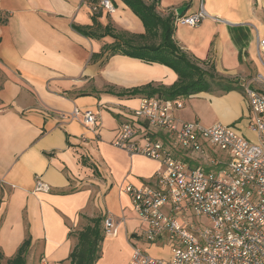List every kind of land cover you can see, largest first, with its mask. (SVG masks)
<instances>
[{
	"label": "crops",
	"instance_id": "crops-1",
	"mask_svg": "<svg viewBox=\"0 0 264 264\" xmlns=\"http://www.w3.org/2000/svg\"><path fill=\"white\" fill-rule=\"evenodd\" d=\"M111 1L113 12L94 11L100 0H0V248L5 262L30 237L26 264H71L76 232L89 217L119 222L117 235H105L102 245L126 242L122 264L131 259L132 241L143 238L125 187L154 184L161 162L130 155L113 142L124 122L146 128L134 111L147 94L131 90L170 87L178 74L166 64L113 52L116 43L128 48L151 41L139 37L146 29L131 8L123 0ZM201 1L160 0L158 12L175 22L197 12ZM204 7L208 16L198 26L174 23V39L199 65L236 87L225 92L213 85L183 96L184 107L175 114L207 126L241 118L250 123L244 88L257 87L254 78L264 75V55L258 54L264 0H204ZM75 107L97 113L95 129L62 117ZM153 133L170 142L165 132ZM38 180L47 190H36Z\"/></svg>",
	"mask_w": 264,
	"mask_h": 264
},
{
	"label": "built area",
	"instance_id": "built-area-1",
	"mask_svg": "<svg viewBox=\"0 0 264 264\" xmlns=\"http://www.w3.org/2000/svg\"><path fill=\"white\" fill-rule=\"evenodd\" d=\"M100 7L115 11L111 0H100L93 10ZM207 16L202 0L197 12L180 15L174 23L196 27ZM258 54L264 55V37L258 39ZM253 81L257 87L247 85L244 92L256 141L234 125L179 119L175 113L184 107L183 96H144L134 115L145 122V130L132 121L121 125L115 146L161 162L154 184L125 187L143 235L152 242H175L168 261L134 244L127 264H264V75L257 74ZM62 117L93 129L98 120L95 111L78 107ZM153 130L165 132L170 142ZM208 145L227 152L228 158L210 157ZM191 154L208 158V166L195 162ZM36 190H47V184L38 180ZM191 214L207 220L196 223ZM118 227L119 222L105 219L106 235H117Z\"/></svg>",
	"mask_w": 264,
	"mask_h": 264
},
{
	"label": "trees",
	"instance_id": "trees-1",
	"mask_svg": "<svg viewBox=\"0 0 264 264\" xmlns=\"http://www.w3.org/2000/svg\"><path fill=\"white\" fill-rule=\"evenodd\" d=\"M131 10L142 20L146 33L140 35L146 42L122 47L120 43L113 46V52L123 51L133 57L151 62H160L173 68L178 74V80L170 87H154L146 85L131 90L132 93H146L147 96L158 94L164 98L189 96L202 91H210L213 85L221 91H230L236 86L216 73H208L194 63V59L183 51L174 39L175 25L173 16L163 17L158 12L160 0H123ZM160 39L158 44L152 42ZM194 61H192V60ZM196 62V61H195ZM89 223L76 232L77 243L70 253L71 264H96L100 258L102 242L105 238L103 221L105 217H89ZM31 246L27 237L19 247L15 256L7 259L6 264H26V256ZM5 255L0 248V264Z\"/></svg>",
	"mask_w": 264,
	"mask_h": 264
},
{
	"label": "rangeland",
	"instance_id": "rangeland-1",
	"mask_svg": "<svg viewBox=\"0 0 264 264\" xmlns=\"http://www.w3.org/2000/svg\"><path fill=\"white\" fill-rule=\"evenodd\" d=\"M147 1L150 2V0H147ZM152 42H154L155 44H158L160 42V39L159 38L154 39ZM194 63L198 65L201 69L207 71L208 73H213V74L215 73L211 67L201 66L195 61ZM231 125H234L237 131L241 133L242 135H245L252 141H256V135L250 129H248L249 121L247 120V118H241L237 122L231 123ZM208 148H210V151H208V154L210 157H217V158L223 157L221 158L223 160L225 158L226 159L228 158L227 152L222 151L219 148L212 146V145H208ZM190 156L193 158V160L195 157L196 159L195 162L197 161V163H201L203 164V166H208V164H206L207 160L209 161L208 158L198 159L196 155H192V154ZM191 215L193 216L194 221L196 223H199L200 221L206 222L207 220L205 217H202V216L197 217V216H194L193 214ZM88 223H89L88 219L84 220L83 224L81 225V229ZM103 225H104V222H103ZM132 242L140 246L146 253L150 254L151 256L155 258H161L166 261L171 259L172 246L175 245V242L170 241V240L152 242V241H149L144 235H143V238H140V240H135ZM132 253H133V246H132ZM127 254H128V244L124 242L122 239H118V241L111 242V243H109L106 240V242H104V244L102 245L101 252H100V258L98 259L97 264H122L124 260L127 258L128 256ZM3 264H6L5 260L3 261Z\"/></svg>",
	"mask_w": 264,
	"mask_h": 264
},
{
	"label": "water",
	"instance_id": "water-1",
	"mask_svg": "<svg viewBox=\"0 0 264 264\" xmlns=\"http://www.w3.org/2000/svg\"><path fill=\"white\" fill-rule=\"evenodd\" d=\"M184 10V7H181L180 9L177 10L178 14H181V12Z\"/></svg>",
	"mask_w": 264,
	"mask_h": 264
}]
</instances>
